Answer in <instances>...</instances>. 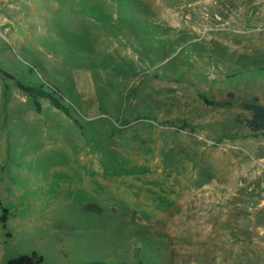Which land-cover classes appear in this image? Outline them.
<instances>
[{
	"label": "rangeland",
	"instance_id": "obj_1",
	"mask_svg": "<svg viewBox=\"0 0 264 264\" xmlns=\"http://www.w3.org/2000/svg\"><path fill=\"white\" fill-rule=\"evenodd\" d=\"M0 67L70 112L0 75V264H264V0H0Z\"/></svg>",
	"mask_w": 264,
	"mask_h": 264
},
{
	"label": "trees",
	"instance_id": "obj_2",
	"mask_svg": "<svg viewBox=\"0 0 264 264\" xmlns=\"http://www.w3.org/2000/svg\"><path fill=\"white\" fill-rule=\"evenodd\" d=\"M0 75L4 78L10 79L15 86L24 94L34 99V104L37 109L40 108L37 98H46L52 107L62 111L65 115L70 116L68 107L63 103L62 96L57 95L56 90L48 89L43 84H24L18 80L13 74L9 73L0 67ZM206 103H212L202 96ZM242 106L251 112V116L246 119V126L253 134L264 131V103H261L257 96H254L252 101L242 103ZM7 208L2 209L0 215V223L5 227ZM42 262V257L33 252L31 255L23 254L15 258L8 259L6 264H39ZM89 264H106L103 262H93Z\"/></svg>",
	"mask_w": 264,
	"mask_h": 264
},
{
	"label": "built area",
	"instance_id": "obj_3",
	"mask_svg": "<svg viewBox=\"0 0 264 264\" xmlns=\"http://www.w3.org/2000/svg\"><path fill=\"white\" fill-rule=\"evenodd\" d=\"M251 188L253 189V191L255 190V192H257L258 190H256L255 186H251ZM262 194V193H261Z\"/></svg>",
	"mask_w": 264,
	"mask_h": 264
}]
</instances>
